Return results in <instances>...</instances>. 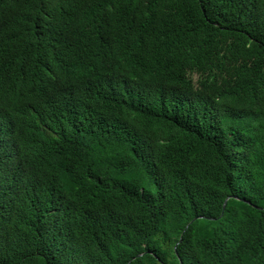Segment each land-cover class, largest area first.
Returning a JSON list of instances; mask_svg holds the SVG:
<instances>
[{
  "label": "trees",
  "instance_id": "16d2710c",
  "mask_svg": "<svg viewBox=\"0 0 264 264\" xmlns=\"http://www.w3.org/2000/svg\"><path fill=\"white\" fill-rule=\"evenodd\" d=\"M129 262L264 264V0H0V264Z\"/></svg>",
  "mask_w": 264,
  "mask_h": 264
},
{
  "label": "water",
  "instance_id": "95a60500",
  "mask_svg": "<svg viewBox=\"0 0 264 264\" xmlns=\"http://www.w3.org/2000/svg\"><path fill=\"white\" fill-rule=\"evenodd\" d=\"M230 198V196H228L227 197V199L225 200V202H224V205H223V211H224V209H225V207H226V203H227V200ZM223 211H222V214H223ZM187 227H188V225H187ZM143 253H141V254H139L138 256H140V255H142ZM128 264H130V262L128 263Z\"/></svg>",
  "mask_w": 264,
  "mask_h": 264
}]
</instances>
